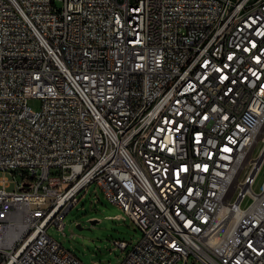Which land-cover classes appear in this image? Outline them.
Instances as JSON below:
<instances>
[{"label": "built area", "instance_id": "2783aa9c", "mask_svg": "<svg viewBox=\"0 0 264 264\" xmlns=\"http://www.w3.org/2000/svg\"><path fill=\"white\" fill-rule=\"evenodd\" d=\"M263 124L264 0H0V264H84L48 229L91 184L116 264H264Z\"/></svg>", "mask_w": 264, "mask_h": 264}, {"label": "rangeland", "instance_id": "374dc122", "mask_svg": "<svg viewBox=\"0 0 264 264\" xmlns=\"http://www.w3.org/2000/svg\"><path fill=\"white\" fill-rule=\"evenodd\" d=\"M56 4L60 7L61 2ZM28 105L33 110H39L41 100L39 98H29ZM256 150H264L262 139L264 138V124L261 129ZM264 174V165L262 168ZM8 179L7 190H14L16 182L20 180L18 174L0 170V178ZM261 177V175H260ZM120 215L122 217H113ZM62 230L55 225L49 227L48 232L63 246L71 250L84 264H116L123 255L131 248L130 243L126 249L115 246L113 239H123L126 241H137L142 233L135 229L129 217L116 205L107 201L101 192L94 191L91 184L84 193H78V200L67 212ZM196 264H199L198 262Z\"/></svg>", "mask_w": 264, "mask_h": 264}, {"label": "bare ground", "instance_id": "6f19581e", "mask_svg": "<svg viewBox=\"0 0 264 264\" xmlns=\"http://www.w3.org/2000/svg\"><path fill=\"white\" fill-rule=\"evenodd\" d=\"M262 131V130H261ZM264 144V138L262 139ZM264 161V150L258 152V156L253 159V169L254 171H261V164ZM236 178H243L241 185H239V193H249L251 187L254 186V179H250V176H243V171H236ZM236 197L235 189L219 188L218 189V198L221 202H230L232 198ZM231 216V209L229 205L220 206V211H217V220H225ZM230 231V224H222L218 227V234H226ZM21 228L13 229V236H20ZM203 249H210V242H203Z\"/></svg>", "mask_w": 264, "mask_h": 264}]
</instances>
